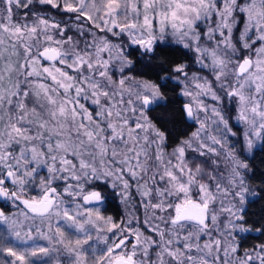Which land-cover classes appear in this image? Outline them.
Instances as JSON below:
<instances>
[{"label":"snow or ice","instance_id":"1","mask_svg":"<svg viewBox=\"0 0 264 264\" xmlns=\"http://www.w3.org/2000/svg\"><path fill=\"white\" fill-rule=\"evenodd\" d=\"M259 147L264 0H0V264H264Z\"/></svg>","mask_w":264,"mask_h":264},{"label":"trees","instance_id":"2","mask_svg":"<svg viewBox=\"0 0 264 264\" xmlns=\"http://www.w3.org/2000/svg\"><path fill=\"white\" fill-rule=\"evenodd\" d=\"M135 52V50H132ZM163 51L169 60L175 61L184 57V53L177 47L169 46L164 48L161 46L158 49V54ZM135 56L139 59V53L135 52ZM155 75V73H150ZM177 86L169 82L168 92H169V107L176 111L177 123H183V118L180 114V104L182 103V98L176 94ZM155 115V112L153 113ZM248 162L250 168L252 169L249 173V180L257 187V191L260 193L259 196L250 197L248 199L247 206L245 208L246 223L253 226H259L264 224V147L257 148L254 153L248 157ZM108 211L114 216H119L120 206L116 202L115 198H111ZM256 233V232H255ZM252 241V244L264 242V232L256 233L255 235L247 236L245 242Z\"/></svg>","mask_w":264,"mask_h":264},{"label":"flooded vegetation","instance_id":"3","mask_svg":"<svg viewBox=\"0 0 264 264\" xmlns=\"http://www.w3.org/2000/svg\"><path fill=\"white\" fill-rule=\"evenodd\" d=\"M255 234H256L255 232H249V233L245 234L244 236L240 237L241 247L247 248V247H251L252 245H254V244H252V241L245 242V239L247 238V236L255 235Z\"/></svg>","mask_w":264,"mask_h":264},{"label":"rangeland","instance_id":"4","mask_svg":"<svg viewBox=\"0 0 264 264\" xmlns=\"http://www.w3.org/2000/svg\"><path fill=\"white\" fill-rule=\"evenodd\" d=\"M249 198H250V197H249ZM249 198H248V199H249ZM245 234H247V233H245ZM245 234H238V235H240V237H242V236H244Z\"/></svg>","mask_w":264,"mask_h":264}]
</instances>
